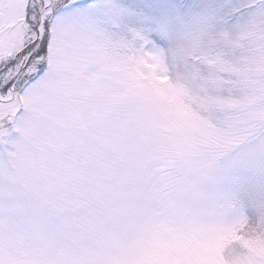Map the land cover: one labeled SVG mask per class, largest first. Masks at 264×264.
<instances>
[{
  "label": "snow or ice",
  "instance_id": "snow-or-ice-1",
  "mask_svg": "<svg viewBox=\"0 0 264 264\" xmlns=\"http://www.w3.org/2000/svg\"><path fill=\"white\" fill-rule=\"evenodd\" d=\"M0 264H264V0H0Z\"/></svg>",
  "mask_w": 264,
  "mask_h": 264
}]
</instances>
